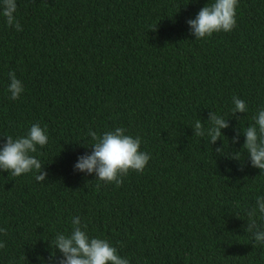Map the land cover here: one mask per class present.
I'll return each mask as SVG.
<instances>
[{
  "label": "trees",
  "instance_id": "1",
  "mask_svg": "<svg viewBox=\"0 0 264 264\" xmlns=\"http://www.w3.org/2000/svg\"><path fill=\"white\" fill-rule=\"evenodd\" d=\"M212 2L17 0L19 32L0 14V143L36 123L48 136L31 153L44 182L0 169V264H59L51 241L77 216L129 264H264V244L246 232L264 171L243 148L264 109V0H239L231 32L197 40L187 21ZM10 72L24 87L17 100ZM234 96L246 113L232 116ZM213 111L230 125L215 144L192 128L210 127ZM118 127L150 154L143 173L117 186L74 168L92 152L90 129Z\"/></svg>",
  "mask_w": 264,
  "mask_h": 264
},
{
  "label": "clouds",
  "instance_id": "2",
  "mask_svg": "<svg viewBox=\"0 0 264 264\" xmlns=\"http://www.w3.org/2000/svg\"><path fill=\"white\" fill-rule=\"evenodd\" d=\"M239 0H214L211 4L203 7L195 19H189L192 34L197 40L211 37L213 33L224 31L231 32L237 24L236 9ZM2 14L6 18L9 27H15L16 31H22L23 28L17 19V0H2L0 4ZM152 30H156L153 28ZM10 83L8 91L10 99L17 100L24 92L22 82L17 79L15 72L9 74ZM234 108L232 116L236 113H246L248 108L245 101L238 97H233ZM255 124L243 129L246 137L244 149L247 150L251 164L255 168L264 171V109L258 111L253 117ZM208 123L210 127H204L200 119L196 120L192 126L195 136L210 138V143L215 144L217 140L223 137L222 129L228 128L229 119L210 112ZM126 129L116 128L114 131H107L102 136L91 129L88 136L91 137L93 144L91 154H85L78 157L74 168L87 174H95L97 179L107 183H115L117 186L123 184L122 177L129 171L143 173L150 161V154L141 151V138H133L127 135ZM233 143L239 142V132L232 139ZM48 143V136L44 129L36 123L30 127L25 137L13 139L8 136L6 142L0 143V169L7 171L13 177H19L22 174L30 173L35 170L38 174L35 179L44 182L48 176L40 160L31 153L37 152V145L43 147ZM217 153L225 154V147L216 148ZM241 153L233 155L234 159H240ZM257 211L264 216V197L257 198V207L247 212L248 224L246 232L251 233L257 244H264V228H261L254 218ZM72 231L65 235L58 233L51 246L58 249L63 258L59 264H129V260L122 258L117 253L109 241L101 238H90L85 230H82L80 217H74L72 220ZM87 225H83L86 229ZM0 233L7 234L5 228H0ZM6 244L0 242V249ZM55 259V251L52 254Z\"/></svg>",
  "mask_w": 264,
  "mask_h": 264
}]
</instances>
